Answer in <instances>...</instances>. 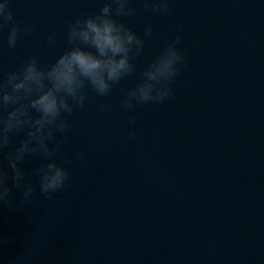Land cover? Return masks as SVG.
Instances as JSON below:
<instances>
[{"label": "clouds", "instance_id": "obj_1", "mask_svg": "<svg viewBox=\"0 0 264 264\" xmlns=\"http://www.w3.org/2000/svg\"><path fill=\"white\" fill-rule=\"evenodd\" d=\"M10 3L0 2V32L8 29L7 47L14 49L21 33L31 34L33 25H21ZM135 3L144 11L166 16L172 0H104L95 14L68 21L65 50L53 62L42 65L37 56H32L0 74V206H15L13 188L22 192L20 203L28 205L37 198V185L47 199H53L67 185L68 170L57 162L63 145L70 141L67 117L84 107L89 91L98 97L109 96L132 76L135 59L153 36L151 23L145 26L143 35L125 23L123 18L134 17L141 10ZM175 32L171 39L165 37L164 47L143 69L135 85L125 91L120 102L122 111L163 103L173 96V81L187 66L181 47L182 28L177 26ZM47 43H54L53 34H49ZM101 108L109 110L104 104ZM128 123L130 135H135L134 117L130 116ZM17 136L23 138L13 146ZM35 157L39 163L31 171L38 178L34 184L26 179L22 165ZM78 159L87 164V153L80 151Z\"/></svg>", "mask_w": 264, "mask_h": 264}]
</instances>
